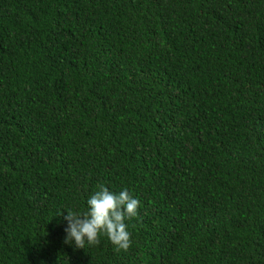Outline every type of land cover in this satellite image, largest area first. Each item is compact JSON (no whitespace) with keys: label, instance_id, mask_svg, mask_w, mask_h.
Returning a JSON list of instances; mask_svg holds the SVG:
<instances>
[{"label":"trees","instance_id":"1","mask_svg":"<svg viewBox=\"0 0 264 264\" xmlns=\"http://www.w3.org/2000/svg\"><path fill=\"white\" fill-rule=\"evenodd\" d=\"M0 264H264V0H0Z\"/></svg>","mask_w":264,"mask_h":264},{"label":"clouds","instance_id":"2","mask_svg":"<svg viewBox=\"0 0 264 264\" xmlns=\"http://www.w3.org/2000/svg\"><path fill=\"white\" fill-rule=\"evenodd\" d=\"M139 201L127 190L116 193L106 186L100 185L99 190L87 200V210L74 211L71 208L61 210L58 216L67 221L64 229V243L77 249H85L88 245L98 246L100 237L106 235L117 251H127L132 244L131 233L126 221L138 215Z\"/></svg>","mask_w":264,"mask_h":264}]
</instances>
